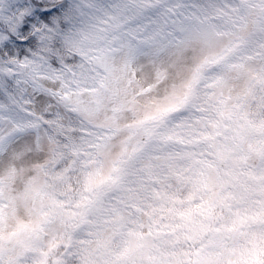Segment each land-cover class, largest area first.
<instances>
[{
  "label": "clouds",
  "instance_id": "9594fccd",
  "mask_svg": "<svg viewBox=\"0 0 264 264\" xmlns=\"http://www.w3.org/2000/svg\"><path fill=\"white\" fill-rule=\"evenodd\" d=\"M0 264H264V0H0Z\"/></svg>",
  "mask_w": 264,
  "mask_h": 264
}]
</instances>
